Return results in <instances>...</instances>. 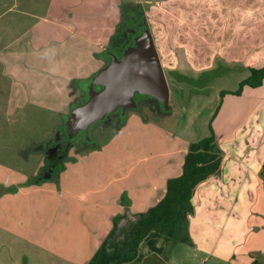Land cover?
Here are the masks:
<instances>
[{"label":"crops","instance_id":"1","mask_svg":"<svg viewBox=\"0 0 264 264\" xmlns=\"http://www.w3.org/2000/svg\"><path fill=\"white\" fill-rule=\"evenodd\" d=\"M247 1L226 30L236 40L222 42L218 57L243 65L239 84L251 68L264 67V0ZM138 6L136 0H0V239L15 246L4 255L0 243V257H14L9 264H87L113 218L156 205L167 181L182 174L190 144L202 139L184 140L167 124L148 128L132 112L109 143L83 153L72 149L58 183L42 185L35 180L51 140L14 146L16 125L26 124L31 111L55 117L56 130L65 126L87 101L92 80L111 63L114 38ZM204 49L203 69L213 70L212 48ZM193 61L174 66L190 71ZM170 113L155 111V121ZM212 126L224 163L193 197L189 246L203 264H264V84L226 95ZM145 133L153 142L148 146ZM116 142H123L119 153L110 151Z\"/></svg>","mask_w":264,"mask_h":264},{"label":"rangeland","instance_id":"2","mask_svg":"<svg viewBox=\"0 0 264 264\" xmlns=\"http://www.w3.org/2000/svg\"><path fill=\"white\" fill-rule=\"evenodd\" d=\"M129 1L132 2V0ZM136 1L139 6L127 12L125 27L127 29L129 27L130 29L139 27L141 23L140 12H145L148 28L154 37L169 82V113L171 112L170 114L173 113V115L168 117L161 116V114L166 113L157 99L147 96L138 97L139 95L136 94L134 99L138 100V109L125 112L120 109L116 113L109 115L104 121L93 125L87 138L83 132H79L74 136V147L72 149L77 152L83 153L89 149H95L98 146L109 143L113 132L123 125L128 115L132 112L140 113L141 115L138 116L149 124L148 128H152V124L156 122L162 127L165 126L164 124L171 126L173 130L181 135L179 137L182 139L195 141L200 138H206L210 135L209 123L220 104V92L222 89H238L239 83H237V80L242 79L245 73L243 65H227L225 62L227 60L226 56L224 57L225 59L218 57L220 56L219 47L222 42H225V40H236L235 33L231 32L228 34L226 30L229 26L232 27L228 30L233 28L234 11L236 12L239 8H243L248 3L247 0ZM207 43L210 45H207ZM207 47L212 48V50L210 49V60H214L213 63H215L212 67L213 70L210 71H205L207 69H203L204 65L201 64L203 57L208 56L207 51L209 49L207 51L204 49ZM186 58L195 59L193 61L195 63L193 65L194 69L190 66V71H186V67L179 64L177 71L174 66L175 62H184ZM226 66L235 68V72H229ZM155 111L161 113L159 115L161 120L158 122L155 121L157 118ZM28 116L26 124L19 123L18 126L16 125V128H18L16 129L17 141L14 146L22 147L21 145H25L22 143L26 140L30 142L27 143L28 145L35 143V146L41 142L45 144H48L50 140L52 142L60 129L56 130L60 124L58 120H55V117L52 116L49 118L47 117L48 114L38 111H31ZM110 126H113L112 129H109ZM106 129L109 130L106 132ZM167 131L170 132L169 128ZM142 139L145 146L153 143L148 133H145ZM122 143L116 142L110 151L121 152L119 149ZM46 151L48 152V149ZM47 152L45 153L46 156ZM41 165H43V162ZM136 221L137 216H129L121 220L114 239L120 243L124 242L128 231ZM0 243L7 249L4 250V255L9 253L8 248L10 245L13 246V244L5 238L0 239ZM162 244L163 242L159 243V245ZM13 247L15 248V246ZM140 254L141 259L139 262L132 261L128 264L154 263V259H150L153 253L145 244L141 246ZM194 254L195 251L189 246V243L183 244L174 241L165 244V251L162 255H155L161 258L165 264H203L200 257H196ZM6 259V256H2L0 257V262L2 264H9L12 261L15 263L14 257L10 260ZM35 262H38V260L35 259ZM209 264L217 263L213 261Z\"/></svg>","mask_w":264,"mask_h":264},{"label":"trees","instance_id":"3","mask_svg":"<svg viewBox=\"0 0 264 264\" xmlns=\"http://www.w3.org/2000/svg\"><path fill=\"white\" fill-rule=\"evenodd\" d=\"M263 84L264 67L251 68L250 76L240 82L238 90L221 91V100L226 95L241 96L245 87L259 88ZM138 97L145 96L139 95ZM219 109L220 104L209 123L210 135L190 144L184 159L182 174L167 181L164 197L145 213L137 215V221L128 231L124 242L120 243L114 237L118 231L119 222L127 218V215L114 217L111 230L101 241L97 253L87 264L139 262L140 248L144 244L153 254L159 255L164 253L166 243L175 241L191 244L188 226L189 217L194 213L193 197L201 184L221 173L224 163V154L219 149L212 126ZM73 147L74 141L69 138L65 128H60L50 144L45 166L41 169L35 183L38 185L49 182L58 183L65 163L70 161L69 151ZM121 203L126 210L129 209L130 201L126 196L121 198ZM160 242L163 244L159 245Z\"/></svg>","mask_w":264,"mask_h":264},{"label":"water","instance_id":"4","mask_svg":"<svg viewBox=\"0 0 264 264\" xmlns=\"http://www.w3.org/2000/svg\"><path fill=\"white\" fill-rule=\"evenodd\" d=\"M145 19L143 28L121 57L109 52L111 63L88 86L87 101L76 106L68 116L63 128L72 141L79 132L87 138L93 125L120 109L123 112L138 109L136 94L157 99L164 112L169 113V82Z\"/></svg>","mask_w":264,"mask_h":264},{"label":"flooded vegetation","instance_id":"5","mask_svg":"<svg viewBox=\"0 0 264 264\" xmlns=\"http://www.w3.org/2000/svg\"><path fill=\"white\" fill-rule=\"evenodd\" d=\"M140 13H141V23H140L139 27H135V29L134 28L130 29V27H129L127 29L125 27V23H124L114 38V45H113L112 52L116 53L119 57H121L123 55V52L129 46L132 45L133 37H135L140 32V30L143 28V25L145 23L144 19L146 18V15H145L144 11H142ZM145 20L147 21V18ZM147 23H148V21H147ZM48 150H49V148H48ZM150 259H154L153 264H165V262H163V260L155 254L151 255Z\"/></svg>","mask_w":264,"mask_h":264}]
</instances>
